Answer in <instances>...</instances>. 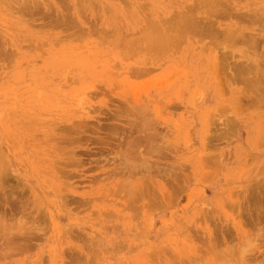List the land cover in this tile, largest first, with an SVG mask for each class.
Here are the masks:
<instances>
[{
    "label": "rangeland",
    "instance_id": "374dc122",
    "mask_svg": "<svg viewBox=\"0 0 264 264\" xmlns=\"http://www.w3.org/2000/svg\"><path fill=\"white\" fill-rule=\"evenodd\" d=\"M201 1L0 0V264H264V0Z\"/></svg>",
    "mask_w": 264,
    "mask_h": 264
},
{
    "label": "bare ground",
    "instance_id": "6f19581e",
    "mask_svg": "<svg viewBox=\"0 0 264 264\" xmlns=\"http://www.w3.org/2000/svg\"><path fill=\"white\" fill-rule=\"evenodd\" d=\"M199 1H201V0H199ZM205 1H206V0H205ZM205 1H201V3H202V2L205 3ZM197 2H198V1H197ZM197 2H196V3H197ZM221 2H222V1H221ZM198 3H199V2H198ZM198 3H197V4H198ZM204 3H203V4H204ZM194 4H195V3H194ZM203 4H202V5H203ZM205 4H206V3H205ZM205 4H204V5H205ZM223 4H224V3H223ZM202 5H200V7H202ZM214 5H215V4H214ZM221 5H222V3H221ZM190 8H191V7H190ZM207 9H208V8H207ZM210 10H211V9H210ZM210 10H209V11H210ZM192 12H193V11H192ZM211 13H212V12H211ZM213 13H214V12H213ZM191 15H192V14H191ZM193 15H194V14H193ZM186 17H187V16H186ZM169 22H171V19H169V21H168V24L170 25ZM187 22H188V21H187ZM189 22H190V21H189ZM165 23H166V22H165ZM185 23H186V22H185ZM166 24H167V23H166ZM171 24H172V23H171ZM186 24H187V23H186ZM189 24H191V23H188V25H189ZM160 25H161V24H160ZM194 25H195V24H194ZM193 27L197 29V26H196V27L193 26ZM167 28H168V27H167ZM206 29H207V27H206ZM206 29H205V31H207ZM209 29H212V28H209ZM169 30H170V29H169ZM187 30H188V29H187ZM192 30H193V29H192ZM213 30H214V29H213ZM213 30H212V32H213ZM193 31H194V30H193ZM198 31H199V30H198ZM201 31H202V30H201ZM201 31H200V32H201ZM210 31H211V30H210ZM214 32H215V30H214ZM208 33H209V32H208ZM203 34H204V33H203ZM167 35H168V34H167ZM214 35H216V34H214ZM159 42H160V41H159ZM140 140H141V139H140ZM138 142H140V141L138 140ZM138 142H137V140H136V144H137ZM131 145H132V144H131ZM261 182H262V181H261ZM258 184H259V183H258ZM261 184H262V183H261ZM259 186H261V185H259ZM259 220H260V219L258 218L257 223H258ZM252 221H254V220H252ZM253 223H255V221H254ZM254 226H255V225H254ZM225 249H226V248H225ZM243 250H244V249H243ZM243 250H242V252L240 251L242 254L244 253ZM229 251H230V249H229ZM226 252L228 253V251H226ZM226 252H225V254H227ZM230 252H231V251H230ZM245 252H246V251H245ZM237 253H239V252H237ZM225 254H224V255H225ZM229 254H231V253H228L227 255H229ZM232 254H233V253H232ZM232 254H231V256H232ZM242 254H241V255H242ZM245 254L247 255V252L244 253L243 255L245 256ZM236 255H237V254H236ZM233 256H234V254H233ZM238 256L240 257L239 254H238ZM249 258H250V257H249ZM249 258L247 257V259H249ZM241 259H244V257H242ZM244 260H246V259H244ZM229 264H230V263H229ZM246 264H247V263H246Z\"/></svg>",
    "mask_w": 264,
    "mask_h": 264
}]
</instances>
